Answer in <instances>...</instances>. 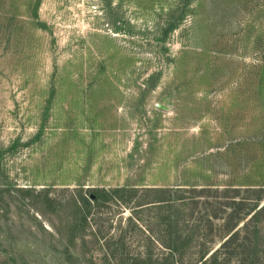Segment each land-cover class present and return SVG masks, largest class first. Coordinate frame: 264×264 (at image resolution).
<instances>
[{"label": "rangeland", "instance_id": "374dc122", "mask_svg": "<svg viewBox=\"0 0 264 264\" xmlns=\"http://www.w3.org/2000/svg\"><path fill=\"white\" fill-rule=\"evenodd\" d=\"M115 188L212 193L170 209L185 233L170 256L154 204L76 226L72 195ZM259 196L256 213L264 0H0V264H194ZM255 212L234 232L264 264Z\"/></svg>", "mask_w": 264, "mask_h": 264}, {"label": "trees", "instance_id": "16d2710c", "mask_svg": "<svg viewBox=\"0 0 264 264\" xmlns=\"http://www.w3.org/2000/svg\"><path fill=\"white\" fill-rule=\"evenodd\" d=\"M234 195L230 200H234L232 204L228 206L229 209H232V206H242V202H236L237 196H239V190L233 189ZM249 192V191H247ZM79 191L76 194L71 196L72 206L77 213L78 223H75L76 226L87 227L88 219L91 210H97L105 204L114 203L119 206L120 211L125 208H129L131 212H134L135 215L145 210V206L154 204V207H157L159 210H167L168 215L165 218L159 220V225L163 228L161 236L157 239V243L169 251L170 256L178 255L180 250V242L185 233L179 230L178 227L181 224L180 220L176 216H173L170 213V209L173 208V205L179 203H184L185 201L197 202L201 199L209 200V195L211 192L210 189H142L137 190L134 188H115L112 190H101L93 189L87 191L86 195L78 196ZM216 193V192H215ZM77 195V196H76ZM149 197H152L147 201ZM263 197L259 196L255 200V203L249 204L246 212H241L240 209L230 211L226 216L225 221V230L223 234H220L221 243L217 248H202L199 251V255L194 264H233V259L240 257V262L237 264H259L258 261L254 262L253 257L258 252L255 248H250V238H243V243L238 241V231L234 232V229L241 223L246 217L250 216L251 213L255 212L257 209V204L259 201H262ZM192 200V201H191ZM47 201L44 203L46 204ZM49 203V202H48ZM207 204V203H206ZM132 205V207H130ZM236 209V208H235ZM264 210V207L258 209L257 213L255 212L251 217L255 220L257 215ZM140 211V212H138ZM206 222L209 226H213L214 221H217L219 218L217 213L212 215L205 214ZM131 222V220H129ZM189 224V223H187ZM133 226V222H131ZM192 226V224H190ZM246 225V223L244 224ZM74 226V228L76 227ZM82 227V228H83ZM71 229L72 231L74 230ZM79 228L80 230H83ZM75 236V234H74ZM74 236L71 235L70 241L74 242ZM250 236V235H249ZM83 237V236H82ZM189 237V236H188ZM186 237V238H188ZM165 239V240H163ZM83 238L80 240V243L83 244ZM110 241H105L104 244L107 248H110ZM106 248V247H105ZM257 256V255H255ZM145 257V255H144ZM146 258L148 256L146 255Z\"/></svg>", "mask_w": 264, "mask_h": 264}]
</instances>
